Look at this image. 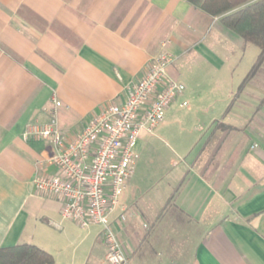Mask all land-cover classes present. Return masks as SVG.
<instances>
[{
    "label": "crops",
    "instance_id": "0c3cea01",
    "mask_svg": "<svg viewBox=\"0 0 264 264\" xmlns=\"http://www.w3.org/2000/svg\"><path fill=\"white\" fill-rule=\"evenodd\" d=\"M220 25L187 0H0V248L31 244L54 264H106L99 227L80 240L85 255L66 253L68 234L82 228L62 220L58 198L34 190L37 172H55L36 165L52 149L24 134L56 100L60 133L73 140L103 107L123 104L161 54L175 58L169 76L180 83L183 61L221 67ZM185 91L138 139L137 174L157 133L185 108ZM234 105L205 111L183 158L172 151L179 162L160 175L152 204L136 183V210L124 205L114 226L130 264H264V95Z\"/></svg>",
    "mask_w": 264,
    "mask_h": 264
},
{
    "label": "built area",
    "instance_id": "2783aa9c",
    "mask_svg": "<svg viewBox=\"0 0 264 264\" xmlns=\"http://www.w3.org/2000/svg\"><path fill=\"white\" fill-rule=\"evenodd\" d=\"M174 61L165 53L156 57L143 77L128 88L123 104L103 107L71 141L58 128L55 110L60 103L56 100L48 120L29 126L24 134L52 149L51 156L37 160L36 165L55 172H37L34 190L62 202V220L82 229L100 228L106 264H130L114 226L125 221L122 196L133 174L138 139L163 122L166 111L185 91L182 83L169 76Z\"/></svg>",
    "mask_w": 264,
    "mask_h": 264
},
{
    "label": "rangeland",
    "instance_id": "374dc122",
    "mask_svg": "<svg viewBox=\"0 0 264 264\" xmlns=\"http://www.w3.org/2000/svg\"><path fill=\"white\" fill-rule=\"evenodd\" d=\"M217 41L220 43L215 44L214 53L217 57L216 61L221 64V67L219 65L205 67L202 59L198 63L186 60L179 64L180 81L186 90L188 106L177 110L175 116L169 119L164 132L157 133L160 142L156 141L153 144L154 149L145 151L139 174L136 173V167H134L133 175L122 196V202L127 208L134 207L136 210V183L138 198L142 199L143 203L146 202L147 205L152 204L157 190L155 187L157 180L159 181L160 177L168 171V163L179 162L178 158H183L197 135L196 127L206 118L205 111L211 115L214 110H221L233 103H235L234 108H245L249 106V103H258L260 96L264 95V63L255 76L250 78L244 87H240L242 80L257 61L259 49L244 42L222 26ZM218 45L220 50L217 49ZM200 63H203V69ZM238 96V100H233ZM247 96L253 97L247 98ZM257 99L258 101H256ZM172 108H175L174 105ZM136 151L135 146L133 149L135 155ZM172 151L179 157L176 158ZM154 157H157L159 163L161 162L160 169L151 168V160ZM98 229L96 226H90L82 229L83 232L79 228H74L75 231L68 234L69 240L65 242L66 253L68 255L74 253L80 256L85 255L88 247L85 243L79 244V242L88 231L95 234ZM63 236L64 234H61L62 238ZM54 257L56 258V256Z\"/></svg>",
    "mask_w": 264,
    "mask_h": 264
},
{
    "label": "trees",
    "instance_id": "16d2710c",
    "mask_svg": "<svg viewBox=\"0 0 264 264\" xmlns=\"http://www.w3.org/2000/svg\"><path fill=\"white\" fill-rule=\"evenodd\" d=\"M187 1L206 14L218 17L224 29L259 49L256 63L240 86L244 87L264 63V0ZM0 264H54V259L34 245L18 244L0 248Z\"/></svg>",
    "mask_w": 264,
    "mask_h": 264
}]
</instances>
